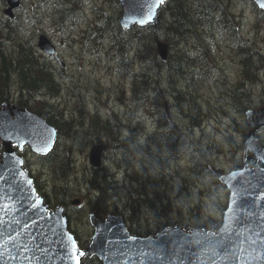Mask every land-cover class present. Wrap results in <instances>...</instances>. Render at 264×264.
Masks as SVG:
<instances>
[{
    "label": "rangeland",
    "instance_id": "rangeland-1",
    "mask_svg": "<svg viewBox=\"0 0 264 264\" xmlns=\"http://www.w3.org/2000/svg\"><path fill=\"white\" fill-rule=\"evenodd\" d=\"M19 1L9 16L5 13L6 1L0 0V51L13 54L21 44L42 54V60L51 65L60 85L55 96L46 98L63 111L69 125L61 127L54 154L41 158L28 147L23 150L26 167L37 179L50 205L55 206L59 195L51 185L66 178L67 187L62 196L68 203L65 212L69 224L82 237L90 238L91 224L84 217L78 224L75 219L87 211L89 214L96 195L89 182L93 167L88 160L89 151L96 144L103 152L102 167L98 171L111 174V193L128 225L139 224L141 232L158 230L161 225L158 210L145 204L147 196L144 195V191L150 194L154 190L162 199L168 197L174 206H182L181 218L190 216L187 208L191 207L200 213L203 222L219 225L227 199L226 189L215 182L211 171L193 169L186 154L168 158L165 152L159 151L155 136L160 116L155 110L156 102L160 103L165 108L164 115L195 141L216 169L228 171L233 169L234 162H242V150L237 149V144L243 138L233 126L237 121L246 122V118L236 107L229 106L228 93L242 74L243 65L229 27L221 21L211 22L210 29L206 26L199 29L197 38L176 35L165 26L156 38H152V28L137 35L131 28L127 36L134 41L133 47L119 51L108 32L97 26H109L106 17H118L120 3L117 5L114 0ZM211 3L224 5L234 13L246 44L260 53L253 56L258 65L257 78L247 86L251 91V107L264 106V11L252 0H211ZM220 13L217 9L215 14L221 17ZM42 34L54 45L55 54L48 55L38 49V37ZM138 37L141 46L134 40ZM158 41L166 43L167 55L181 56L184 73L177 74L165 67L150 68L151 49L157 52ZM158 58L163 64L159 55ZM143 68L151 70L160 91H148L140 99L134 90L132 73ZM193 102L200 108L196 126L191 125L188 117ZM95 113L109 124L110 135L114 132L118 139L125 140V148L112 146L110 135L106 138L102 133L98 137L90 128L91 116ZM259 137L264 144V128ZM150 181L160 182L163 187L153 188ZM187 192L196 194L194 202L189 199L192 205L188 201L182 203ZM74 200L78 203L74 204ZM173 212L171 209L164 214L170 221H178L179 215Z\"/></svg>",
    "mask_w": 264,
    "mask_h": 264
},
{
    "label": "water",
    "instance_id": "water-1",
    "mask_svg": "<svg viewBox=\"0 0 264 264\" xmlns=\"http://www.w3.org/2000/svg\"><path fill=\"white\" fill-rule=\"evenodd\" d=\"M5 1V13L12 16L20 1ZM119 2L117 21L123 29L153 22L162 5L158 0ZM253 2L264 10L260 7L264 0ZM150 7L155 12L153 20L139 24ZM37 46L45 54H55L54 45L43 34ZM157 52L165 60L166 43L158 41ZM245 116L247 133L241 166L226 172L213 168L228 191L219 226L184 229L174 225L155 235L139 236L129 231L120 214L109 212L102 218L92 212L89 220L93 233L84 251L76 243L79 251L96 256L102 264H264V146L256 135L264 126V106L246 110ZM57 135L56 128L29 107L0 103V264H75L67 239L73 235L67 228L63 204L48 207L18 153L28 146L46 155ZM101 155V148L93 145L88 154L93 168L102 165Z\"/></svg>",
    "mask_w": 264,
    "mask_h": 264
},
{
    "label": "trees",
    "instance_id": "trees-1",
    "mask_svg": "<svg viewBox=\"0 0 264 264\" xmlns=\"http://www.w3.org/2000/svg\"><path fill=\"white\" fill-rule=\"evenodd\" d=\"M114 1L117 3V5L119 4L118 0ZM216 7H218L217 9L221 11V17H219L218 14H215L217 12ZM164 9L165 12L161 13L160 10ZM160 10L156 16V19L151 24H148L144 27L134 26V33L137 35L144 30L152 28V30H150V32L153 34L152 38H156L160 28H163L165 26L169 32L176 35H193L192 37L197 38L199 37V29L205 28V26L206 28L210 29L211 22L217 21L218 23L219 21H221L222 25L229 27V35L232 38L233 43L238 47V54L242 57L240 62L243 65V71L237 81L233 83L232 87H230V92L228 93V104L231 107H236L238 111L244 115L245 111L251 107V91L247 84L250 83V81H252L253 79L257 78L256 70L258 68V65L256 64L255 58L253 56L260 53H257V50H254L252 46L246 44L245 39L240 34L239 22L235 20L234 13L224 5H213L211 3V0H165V2L161 5ZM167 16L170 17V20H168ZM107 21H109V26H105V24H102L97 27H99L100 29H105L108 32L109 39L112 40L115 45H117V49L121 51L125 48L128 49L131 48V46L133 47V41H130L127 36L129 30L122 29L119 26L117 17L107 15L106 22ZM135 41L138 42L139 46H141L139 37L136 38ZM151 50V56L148 60V64L150 65L151 69H155L157 67H165L166 69H172L177 74L184 73V70L181 69L180 65V55H172L171 53H169L166 59L163 60L162 64L159 61L156 50L154 48ZM37 53V50H34L32 47L23 45L18 47V50L13 54H6L2 50L0 51V103L9 101L19 105L20 107H29L32 111L43 116L49 123L54 125L59 134L61 131V127L66 125L69 126L67 124L68 122L63 117V111L56 107L54 103L50 102L46 97L55 96L60 88V85L55 78V74L51 65L42 60L41 53V55ZM149 71L143 68L140 72L132 73L134 79V90L139 93L138 96L140 97V99L146 97L148 91L149 93L153 91H160L158 84H155V80L152 78L153 76ZM13 80H16V82ZM170 80L173 81V79L171 78ZM15 87H17V92L15 91ZM262 102L264 103V100H262ZM156 103L157 107L155 111L160 117L158 118L155 140L159 141L158 144L160 148L164 150L168 158H176L177 156L184 153L187 155L188 161L191 163L193 169H198L200 172H209V161L206 154L196 146L195 141L188 137L187 134H182L179 132L174 123L164 115L165 108H163L160 103ZM199 112V104L197 102H193L188 115L189 119L191 120V125L196 126L199 124V117H197L199 115ZM89 125L98 137H100L99 135L102 133L106 138L108 137V135H110L109 131L111 130L109 124L105 120H102L97 113L91 116ZM235 125L236 126H233V129L238 131L243 138V140L237 144V149L242 150L247 131L246 122L237 121L235 122ZM110 139V141L112 142V146H116L117 148H125L123 146L125 140L118 139L117 136H115L114 132L111 133ZM228 141L230 143L233 141L231 136L228 137ZM54 148L55 146L49 154H54ZM1 151L2 147L0 144V153ZM40 157L42 158L44 156ZM47 159H49V157H47ZM63 166L64 165L62 164V170ZM238 166H240V164L234 162L232 168ZM62 172L63 175H65V172ZM92 172L93 173H91L89 182L94 188L96 195L88 210L90 212L96 211L100 217H104L110 211L121 213L119 210H117L114 198L111 193V174L105 172L99 173L98 169L95 168L92 169ZM62 179L63 182L58 181L57 184L54 182L53 185H51L53 186V188L57 189V192H59V195H56L54 204L56 205L58 203H61L64 206H67L68 203L62 196L66 190L67 183L66 178ZM215 182L217 184H220L217 179H215ZM33 183L37 191L40 194H43L41 186L38 183L37 179L33 178ZM150 184L151 187H155L156 189L157 186L163 187L162 185H160V182L153 183L152 181H150ZM144 195L147 196V198H145V204L155 210H158V212L156 213L159 214L158 218L159 220H161V225H159V228H163L166 225L170 224H179L183 228H188L191 226L209 228L212 226V224L209 222H203L200 213L192 209L191 207L187 208V211L189 210L190 216H184V219L181 218L180 214L183 212V210H181L182 206H174L172 204L174 202H172L168 197L162 199L157 190H154L153 193L150 194L144 191ZM195 195L196 194L194 192H187V194L183 196L182 203L184 204L185 201H188L189 204L194 202ZM189 199L192 202L189 201ZM45 201L50 203V200L46 196ZM223 205V207H225V204ZM171 209L175 211L173 213L177 212V214L179 215L180 219H178V221H170L169 217L164 214ZM87 213L85 215L77 217L75 219V223H80L82 221V217H84L89 224V214ZM67 219L68 229L74 236L79 249L84 251L89 242V238L87 237V235L82 237V235H80L75 230L76 228H74L72 223L69 224L68 215ZM128 228L131 232H134L131 225H128ZM80 264H102V262L94 255H84L80 258Z\"/></svg>",
    "mask_w": 264,
    "mask_h": 264
},
{
    "label": "snow or ice",
    "instance_id": "snow-or-ice-1",
    "mask_svg": "<svg viewBox=\"0 0 264 264\" xmlns=\"http://www.w3.org/2000/svg\"><path fill=\"white\" fill-rule=\"evenodd\" d=\"M164 2H165V0H158V4H163ZM260 7L264 8V4H261ZM154 15H155V12H154L153 8L150 7L146 19H140L138 21L139 24L144 25L146 23L151 22L154 18ZM44 151H47V148H45ZM21 175H23V173H21ZM234 175L235 174H233V176ZM31 183H32V181L29 180L28 184H31ZM233 195H235V193H233ZM36 203L39 204V200H37ZM8 207H9L8 205H4V208H8ZM67 239H68V241L71 242V254H72V258L75 261V264H80V258L83 257L85 255V253L82 251H79V249L76 246V241L73 239V237L71 235H68Z\"/></svg>",
    "mask_w": 264,
    "mask_h": 264
},
{
    "label": "flooded vegetation",
    "instance_id": "flooded-vegetation-1",
    "mask_svg": "<svg viewBox=\"0 0 264 264\" xmlns=\"http://www.w3.org/2000/svg\"><path fill=\"white\" fill-rule=\"evenodd\" d=\"M179 132L182 133L181 131H179ZM158 149H159V151H161L162 153H164V150H163L162 148L158 147ZM209 166H210V167H213L212 164H210ZM225 171H226V170H225ZM131 227H132V229L134 230V233H136V234H138V235H142V234L151 235L152 233L154 234V233H156L157 231H159V229H158V230H156V231H147V232L145 231V232H141V231L139 230V228H140L139 224H136V223H134V222H132ZM158 228H159V227H158Z\"/></svg>",
    "mask_w": 264,
    "mask_h": 264
},
{
    "label": "bare ground",
    "instance_id": "bare-ground-1",
    "mask_svg": "<svg viewBox=\"0 0 264 264\" xmlns=\"http://www.w3.org/2000/svg\"><path fill=\"white\" fill-rule=\"evenodd\" d=\"M110 26H111V25H110ZM175 27H176V26H175ZM112 28H113V27H112ZM178 28H179V27H178ZM115 29H116V28H115ZM178 30H179V29H178ZM178 30H177V31H178ZM180 30H181V29H180ZM114 31H115V30H114ZM190 31H191V30H190ZM116 34H117V33H116ZM111 35H112V34H111ZM114 35H115V34H114ZM123 37H124V36H123ZM113 38H114V37H113ZM116 38H117V36H116ZM116 38H115V39H116ZM116 40H117V39H116ZM118 40H119V39H118ZM134 40H135V39H134ZM133 42H134V41H133ZM119 44H120V43H119ZM116 46H117V45H116ZM121 46H122V45H121ZM19 47H20V46H19ZM118 48H119V47H118ZM120 48H121V47H120ZM25 49H26V48H25ZM17 50H18V48H17ZM33 52H34V51H33ZM2 54H3V53H2ZM5 56H6V55H5ZM152 56H153V55H152ZM1 57H2V55H1ZM6 57H7V56H6ZM156 59H157V58H156ZM40 62H41V61H40ZM49 70H50V69H49ZM249 72H250V71H249ZM143 73H144V72H143ZM134 74H135V73H134ZM136 74H137V73H136ZM138 74H139V73H138ZM53 76H54V75H53ZM132 76H133V75H132ZM13 78H14V76H13ZM9 80H10V79H9ZM13 81L16 82V80H13ZM15 82H14V83H15ZM54 82H55V81H54ZM56 83H57V82H56ZM9 84H10V83H9ZM15 84H16V83H15ZM155 84H156V82H155ZM16 85H17V84H16ZM13 87H14V86H13ZM8 88H9V87H8ZM16 88H17V87H15V91L17 90ZM8 90H9V89H8ZM10 90H11V89H10ZM40 91H41V90H40ZM16 92H17V91H16ZM43 92H44V91H43ZM54 94H55V93H54ZM48 97H49V96H48ZM29 99H30V98H29ZM37 99H38V98H37ZM37 99H35V100H37ZM42 100H43V99H42ZM195 110H196V109H195ZM98 129H99V128H98ZM165 134H166V133H165ZM160 135H161V134H160ZM161 138H162V137H161ZM168 142H169V141H168ZM168 142H167V143H168ZM180 142H181V140H180ZM186 144H187V143H186ZM169 145H170V144H169ZM176 146H177V145H176ZM183 146H184V145H183ZM191 146H192V145H191ZM191 146H190V147H191ZM187 152H188V151H187ZM187 152H186V153H187ZM183 154H184V153H183ZM183 154H182V155H183ZM102 156H103V155H102ZM100 176H101V175H100ZM108 177H109V176H108ZM107 179H108V178H107ZM108 181H109V180H108ZM99 185H100V184H99ZM102 186H103V185H102Z\"/></svg>",
    "mask_w": 264,
    "mask_h": 264
}]
</instances>
